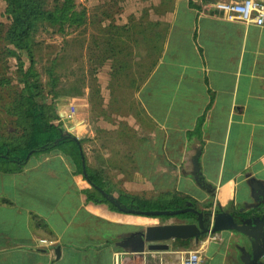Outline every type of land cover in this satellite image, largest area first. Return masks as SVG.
<instances>
[{"label": "crops", "instance_id": "1", "mask_svg": "<svg viewBox=\"0 0 264 264\" xmlns=\"http://www.w3.org/2000/svg\"><path fill=\"white\" fill-rule=\"evenodd\" d=\"M201 1L157 5L164 13L130 47L128 76L114 75L103 114L70 110L69 135L97 188L120 207L118 199L154 205L183 196L196 204L184 208L241 222L264 209V26L227 21ZM97 193L62 150L29 157L19 172L0 170V264H181L190 251L204 264H243L241 251L250 253L233 231L149 251L138 233L195 216L138 215Z\"/></svg>", "mask_w": 264, "mask_h": 264}, {"label": "rangeland", "instance_id": "2", "mask_svg": "<svg viewBox=\"0 0 264 264\" xmlns=\"http://www.w3.org/2000/svg\"><path fill=\"white\" fill-rule=\"evenodd\" d=\"M69 1L72 6L69 14L80 15L81 22L38 23L27 43L32 54L33 66L30 67L27 53L13 49L8 42L11 20L6 5L0 0V138L3 141L20 140L23 136L14 110L24 92V84L38 86L41 103L52 105L54 109H65V114L64 111L59 113L63 121L60 128L63 126L65 134L69 135V128L73 126L70 110H76L79 116L88 107L93 118L103 114L99 104L105 93L109 99L112 97L114 75L128 76L123 71L132 56L130 47L133 43L140 45V37L154 14L163 15L164 10L157 5L173 2ZM209 3L198 2L205 6ZM40 4L46 11H54L63 7L65 0H40ZM117 91V98H121ZM54 92L59 96L54 97ZM66 109L69 110L66 112Z\"/></svg>", "mask_w": 264, "mask_h": 264}, {"label": "trees", "instance_id": "3", "mask_svg": "<svg viewBox=\"0 0 264 264\" xmlns=\"http://www.w3.org/2000/svg\"><path fill=\"white\" fill-rule=\"evenodd\" d=\"M6 5V12L9 15L11 24L7 33L9 44L18 51L24 50L29 58V66H33L32 54L27 48L29 37L41 22H61L71 21L73 23L81 22V16L73 13L69 14L72 8L69 0L60 9L46 11L42 8L40 0H2ZM189 4H191L188 0ZM204 2L208 0H203ZM13 53V52H10ZM29 67V69H30ZM24 92L20 95L14 114L16 115L18 126L23 130V136L16 141H3L0 138V170L5 173H15L23 169L27 159L33 155L46 153L51 150H62L69 155L81 173L80 147L81 142L75 141L70 135L65 134L60 128V119L58 118L54 106L45 105L39 101L40 90L37 87H30L24 84ZM54 97L59 96L57 92L53 93ZM86 176L89 182L100 187V184L94 176L86 170ZM98 195H101L97 193ZM123 196V195H122ZM171 202H157L151 205L148 202L138 200L134 197L128 198L129 202L120 201L121 207L131 208L134 211H151V210H175L183 209L187 205L195 208V202H191L187 197L174 196ZM88 199L92 195L88 193ZM114 208V206H113ZM190 216L192 214H185Z\"/></svg>", "mask_w": 264, "mask_h": 264}, {"label": "water", "instance_id": "4", "mask_svg": "<svg viewBox=\"0 0 264 264\" xmlns=\"http://www.w3.org/2000/svg\"><path fill=\"white\" fill-rule=\"evenodd\" d=\"M74 139V138H73ZM75 140V139H74ZM76 141V140H75ZM200 152H196L192 159L193 170L195 174H199L197 158ZM81 159V173L85 180L103 197L107 198L108 201L116 206L119 210H123L112 198L106 196L100 189L93 186L86 176L85 164L83 156L80 153ZM264 206V203H262ZM138 215L145 216H177L181 214H192L195 216V223H186L179 225H158L147 227L144 232L137 234L146 243H148L147 249L149 251H163L168 249V245L165 243L168 241L181 240L189 241L197 244L199 238L206 235H213L223 231H233L243 235L250 243L251 250L247 253L242 250L240 261L243 264H264L261 262L264 254V209H261V215L250 216L247 219H243L241 222H237L234 219L233 214L225 213L222 211L218 212H199L190 207L179 209L176 211H158V212H134ZM242 247L245 248L243 245ZM59 255V248L55 250V257Z\"/></svg>", "mask_w": 264, "mask_h": 264}, {"label": "built area", "instance_id": "5", "mask_svg": "<svg viewBox=\"0 0 264 264\" xmlns=\"http://www.w3.org/2000/svg\"><path fill=\"white\" fill-rule=\"evenodd\" d=\"M209 7L218 12L225 20L244 25L264 26V0H208ZM41 244L51 246L46 241ZM115 264L118 259L115 258ZM181 264H204L197 251H190L181 259Z\"/></svg>", "mask_w": 264, "mask_h": 264}]
</instances>
